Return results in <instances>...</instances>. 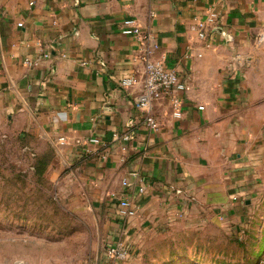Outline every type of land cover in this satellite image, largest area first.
Instances as JSON below:
<instances>
[{
  "label": "crops",
  "instance_id": "crops-1",
  "mask_svg": "<svg viewBox=\"0 0 264 264\" xmlns=\"http://www.w3.org/2000/svg\"><path fill=\"white\" fill-rule=\"evenodd\" d=\"M210 11L219 17L200 37ZM126 17L150 39L123 34ZM149 60L189 87L181 117L167 95L153 103L158 130L135 106L142 82L120 85L142 79ZM6 127L57 146L95 198L135 196L139 216L125 232L178 210L189 224L239 214L264 174V0H0Z\"/></svg>",
  "mask_w": 264,
  "mask_h": 264
},
{
  "label": "rangeland",
  "instance_id": "rangeland-1",
  "mask_svg": "<svg viewBox=\"0 0 264 264\" xmlns=\"http://www.w3.org/2000/svg\"><path fill=\"white\" fill-rule=\"evenodd\" d=\"M74 169L40 135L0 129V264H106V246L119 238L137 246L122 264H264V174L239 214L196 224L149 216L129 233L130 219Z\"/></svg>",
  "mask_w": 264,
  "mask_h": 264
},
{
  "label": "built area",
  "instance_id": "built-area-1",
  "mask_svg": "<svg viewBox=\"0 0 264 264\" xmlns=\"http://www.w3.org/2000/svg\"><path fill=\"white\" fill-rule=\"evenodd\" d=\"M219 17L216 11H210L206 21L198 23L199 36L205 37V26L208 23H213ZM121 32L125 35L133 36L139 41L145 42L150 39V32L144 31L142 25L136 18L126 17L123 20ZM45 57H49L48 54H44ZM24 63L27 65H36L29 57L24 59ZM142 82V90L135 99V106L138 110L144 113V120L146 124L154 129H159V123L155 119L152 113L153 103L167 95L172 103L173 114L176 117L183 115L184 99L182 94L188 90V84L182 78V76L174 69L166 67L162 60H149L146 63L145 74L142 79L137 75L125 77L120 81V85L124 89H131L136 84ZM200 108H203L201 106ZM119 138V137H116ZM123 139H130V134H124ZM90 142L100 144L101 140L97 137L90 138ZM128 185V182H124ZM146 192L145 186H140L139 193L144 194ZM135 196L125 192L119 196L112 195L111 202L114 205L117 216L120 220L131 219L139 216V207L134 198ZM237 199V197H235ZM188 214L182 211H176L174 214L176 219H184ZM137 250V246L119 239L111 241L106 246V264H122L128 261L132 254Z\"/></svg>",
  "mask_w": 264,
  "mask_h": 264
}]
</instances>
